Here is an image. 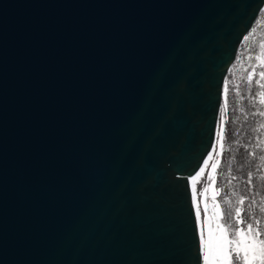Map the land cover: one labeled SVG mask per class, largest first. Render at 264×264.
Segmentation results:
<instances>
[{
    "label": "water",
    "instance_id": "obj_1",
    "mask_svg": "<svg viewBox=\"0 0 264 264\" xmlns=\"http://www.w3.org/2000/svg\"><path fill=\"white\" fill-rule=\"evenodd\" d=\"M263 7L0 0V264H205L191 178Z\"/></svg>",
    "mask_w": 264,
    "mask_h": 264
},
{
    "label": "rangeland",
    "instance_id": "obj_2",
    "mask_svg": "<svg viewBox=\"0 0 264 264\" xmlns=\"http://www.w3.org/2000/svg\"><path fill=\"white\" fill-rule=\"evenodd\" d=\"M262 10L226 76L219 117V131H223L220 137L218 131L207 171L194 188L202 250L209 253V264L221 246L231 250L226 264H233L236 250L243 256L250 241L258 246L264 240V7ZM251 114L252 123L247 120ZM246 152L255 165L248 179H257L263 184L261 189L255 182L246 190L247 184L239 176L237 162ZM248 223L254 224L255 232L247 229Z\"/></svg>",
    "mask_w": 264,
    "mask_h": 264
},
{
    "label": "snow or ice",
    "instance_id": "obj_3",
    "mask_svg": "<svg viewBox=\"0 0 264 264\" xmlns=\"http://www.w3.org/2000/svg\"><path fill=\"white\" fill-rule=\"evenodd\" d=\"M195 183V179H194ZM227 203V201H225ZM237 215H239V210H237ZM196 216H200V211L197 209ZM247 229L252 230L255 232L254 224L248 223L246 225ZM235 235V233H234ZM260 233H256L258 237ZM225 243H232L231 241H225ZM231 251V250H229ZM229 251H225L223 246H221L220 252L218 255L215 256L213 264H226ZM251 257V260H250ZM205 264H208L209 260V253L205 252L204 255ZM233 264H264V240L258 241L257 243L249 242L248 245L244 248V255L241 256L239 251H235V255L233 256Z\"/></svg>",
    "mask_w": 264,
    "mask_h": 264
},
{
    "label": "trees",
    "instance_id": "obj_4",
    "mask_svg": "<svg viewBox=\"0 0 264 264\" xmlns=\"http://www.w3.org/2000/svg\"><path fill=\"white\" fill-rule=\"evenodd\" d=\"M247 120L252 123V121L254 120V116H252V114H251L249 117H247ZM225 134H226V137L230 136V133L225 132ZM237 164H238V166L241 167L240 171L238 172L239 176H241V179L244 180L245 183L247 184L245 186L246 190L252 189L254 187V183L256 182L258 184V181H257V179H255V178L253 179L252 177H251L252 178L251 180L248 179V177L250 176V174H252L254 167H255L254 161L253 160L251 161L250 153L246 152L244 157L239 159ZM261 187H263V184L259 185L260 189H261ZM261 193L264 196V192L262 191Z\"/></svg>",
    "mask_w": 264,
    "mask_h": 264
},
{
    "label": "bare ground",
    "instance_id": "obj_5",
    "mask_svg": "<svg viewBox=\"0 0 264 264\" xmlns=\"http://www.w3.org/2000/svg\"><path fill=\"white\" fill-rule=\"evenodd\" d=\"M211 156L207 160H205L203 168L200 170V172H198L197 175H195L194 177L191 178V182L193 185V187H192L193 188V196L195 197V201H196V195L194 193V188L196 187L197 182L200 181L202 179V177L205 175V173L207 171V164H208L209 160L211 159ZM194 179H195V183H194ZM202 243H203V239H202ZM202 243H201V245H202Z\"/></svg>",
    "mask_w": 264,
    "mask_h": 264
}]
</instances>
